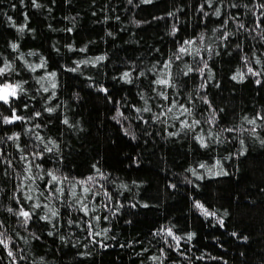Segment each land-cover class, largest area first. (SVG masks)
I'll return each instance as SVG.
<instances>
[{
  "label": "rangeland",
  "instance_id": "374dc122",
  "mask_svg": "<svg viewBox=\"0 0 264 264\" xmlns=\"http://www.w3.org/2000/svg\"><path fill=\"white\" fill-rule=\"evenodd\" d=\"M97 1L0 0V135L9 140L20 175L13 206L44 232L28 239L0 212V250L12 244L22 253L0 251V264H51L55 245L60 257L91 250L103 264L119 255L128 264H223L219 244L231 191L220 185L223 199H217L209 186L234 173L246 178L248 156L264 174V0H137L142 26L149 19L157 24V48L131 52L136 58L126 49L125 60L109 56L107 46L118 30L126 42L137 29L118 0ZM107 9L115 11L107 15ZM88 28L94 38L84 33ZM254 33L259 40L251 39ZM229 84L238 102L258 90L259 105L236 109ZM131 127L144 137L148 155L143 183L141 169L133 170L138 145L125 136ZM109 133L116 147L108 145ZM95 137L105 142L93 153L103 156L107 171L88 149ZM157 142L175 158L181 179L172 197L166 193L164 208V197L151 194L168 192L167 177L155 170ZM193 200L203 204L206 216L195 207L207 221ZM124 241L128 250H118Z\"/></svg>",
  "mask_w": 264,
  "mask_h": 264
},
{
  "label": "trees",
  "instance_id": "16d2710c",
  "mask_svg": "<svg viewBox=\"0 0 264 264\" xmlns=\"http://www.w3.org/2000/svg\"><path fill=\"white\" fill-rule=\"evenodd\" d=\"M94 3L98 5L97 0H93ZM123 7V11L125 14H127L129 24L137 29V31L133 30L131 32H127L126 29L125 33H128L129 36H131L129 41H122L119 39L121 35L120 30H118V34L120 35L116 38L115 40L112 39V41H116L114 45L112 46H107V51L112 54H109L112 58H116V56H119V58H122L121 60H125L127 57L129 58H136L137 55H131V52L135 51L138 52L140 51V54H145V50H149L151 53L152 49L156 46L153 45V36H154V27L157 25L155 22L149 23L151 20H146L149 21L148 23L144 24L142 26L143 21L140 19L138 15V7H140V4L138 3L137 0H118ZM257 1V0H255ZM255 4V9L257 11V4ZM109 8H114L112 5H108ZM83 8V7H82ZM80 8V9H82ZM67 11V8L64 7L63 13ZM114 9H107V15L113 14ZM170 17H165L162 16L161 19H163V22H166L169 20V18H173L175 15V12L169 13ZM52 15V14H51ZM53 18V17H52ZM136 18L138 21H136ZM145 21V20H144ZM132 22V23H131ZM141 22V24H140ZM73 23L75 26H77L79 23H82L81 19H78L77 17L75 20H73ZM168 23V22H167ZM167 23L166 25H163L162 31L163 34L161 33V37L166 40L164 33L167 31ZM139 25V26H138ZM142 26V27H141ZM140 27V28H139ZM130 29V28H129ZM151 29V30H150ZM90 29L84 31V33L92 35L91 37L94 38V34L89 31ZM89 31V33H88ZM117 32V31H116ZM136 33V34H135ZM138 34V35H137ZM42 35V34H41ZM255 35V33H254ZM251 34V39H258L259 36H254ZM88 37V36H87ZM169 37V36H168ZM258 37V38H257ZM70 38H73V36ZM86 38V37H85ZM175 40V37H172V39L169 37L167 41ZM94 39L90 41V43H93ZM121 41V42H119ZM107 42H111V40H107ZM141 47V48H140ZM157 48V47H156ZM241 48V47H238ZM126 49L130 50V55L127 57H124L123 53ZM144 52V53H143ZM148 55H150L148 53ZM249 56V55H248ZM248 56L245 55V57L248 58ZM101 68V67H100ZM103 70V69H102ZM220 76V73L217 72ZM96 88V86L94 87ZM228 96L232 99L234 104H235L236 109L238 110H246L248 111L249 104H254V106L257 104L259 105L258 101V90L255 92L257 93L252 95V97L247 98V93L243 94V97L240 102H238L237 98H234L232 93L235 92V88L229 84L228 85ZM76 99L74 101H77L79 99V93H76L73 98ZM247 98V99H246ZM241 104V105H238ZM92 106H97V108H100V106L96 105V103ZM121 107L119 106L117 113L121 114ZM116 113V115H117ZM84 114V113H83ZM85 117V115H84ZM118 117V115H117ZM116 117V118H117ZM211 118L213 119V116L211 115ZM117 120V119H116ZM88 121V120H87ZM152 128V127H151ZM150 128V129H151ZM147 130L149 129V125H147ZM149 129V130H150ZM144 131L145 133H149L150 131ZM67 133V132H66ZM112 133V132H111ZM109 133L111 136L109 139L110 142H108V145L116 147L117 144H115V140L112 139V134ZM134 130L129 128V131L125 134L126 137H128L135 145H138V154L137 156H134L135 158L133 159L134 164L136 168H133V170L141 169L140 174H139V179L142 181H145L146 178L142 174L143 169L148 167V155H144V149L141 148V144L144 142V137L139 136L135 134ZM68 134V133H67ZM91 139L95 145L94 147H88L90 152L94 154L93 156H96V161L97 163L102 166V168L106 169V167L102 164L103 163V156L100 155L99 153H93L94 151L98 152L96 148H103L105 147V142H102L101 140L99 141L97 137L94 138H89ZM95 140V141H94ZM9 140L5 136L0 135V212L2 215L6 216L9 218L10 225L16 227L19 231L23 232L22 234L25 235L29 239L33 234L37 233L38 235H42L44 232L43 230H40L39 227L34 229L33 224L31 225L30 218L25 215H22L21 213L24 211L22 208H17V206H13V197H14V192H15V187L17 185V179L20 177L18 169L16 168V157L14 154V151L12 148L9 146ZM101 145V146H100ZM155 145V148L152 150V152L158 157L159 161L157 162L156 160V169L160 171L161 175L167 177V182H166V188L168 192H163L162 190L159 191H153L151 193L152 195L158 196L162 195L164 198L162 200V208H164L167 203L169 202V198L166 197L169 193L171 194V191L175 190L176 187L180 184L181 179L179 178V173L180 170L176 168L175 166V158L172 155H168L165 152V146L163 144H159L157 142ZM164 147V148H163ZM87 149V148H86ZM79 151L75 152V159L77 162H81L79 159ZM78 154V155H77ZM96 154V155H95ZM173 154V153H172ZM91 156V155H90ZM174 156L177 158V155L174 154ZM181 159V158H180ZM253 158L248 156L247 158L244 159V168L247 171L248 175L247 177H243L240 173H234L231 176H225L224 178L217 179V181L213 182L211 184L210 190L212 192V196L216 197L217 199H223L222 198V190L221 186H224L228 191L230 192V198H231V203L228 207V216L227 219L225 220V226L222 228L223 229V235H224V240L222 243L219 244V248L221 249L222 252V261L223 264H264V194H261L263 191V186H264V174L262 173L261 170H258V167H254L253 165ZM107 171V169H106ZM138 172V171H137ZM184 177V176H182ZM25 186L27 187L28 191L31 194H35L36 190L33 186V184L30 181H26ZM155 190V189H154ZM172 197V194L170 195ZM151 197V201L155 202L153 207L159 206L160 208V203H158L156 198ZM193 199V198H192ZM198 203V204H197ZM200 206V210L205 216L208 215V213L204 210L203 204L198 201V200H193V207L197 211V208L195 205ZM134 207L133 205L129 204V211L133 210ZM136 209V208H135ZM171 209L176 210L179 212L180 208H175L172 207ZM138 210V209H137ZM25 212V211H24ZM198 212V211H197ZM199 213V212H198ZM202 213H199V217L202 219H205L207 221L208 217H205L202 215ZM212 213V212H211ZM148 214H144L143 219L145 225H149L146 223H150L146 218L150 217L149 220L154 221L155 217L152 216L150 213L149 216ZM147 216V217H146ZM135 215H130L129 219L132 220ZM216 222L219 223V219L215 216L213 218ZM131 222H129L127 225L128 227H131ZM66 228H67V223H65ZM8 229L4 230V233H10L11 228L7 224L5 225ZM66 228L64 229L63 236H67L68 238L69 233L66 231ZM66 231V232H65ZM122 244V247L118 246V250L120 251H127L129 244L127 242L120 243ZM2 245V244H1ZM5 247L7 246L6 244L4 245ZM2 245V250L6 253V255H9L10 257L12 256V253H19L22 254L19 248H13L14 245L11 244V248L9 245V248L6 249ZM54 248H51V251L54 252V258L53 262L51 264H103L101 260H103V257L96 258L90 255V252H87L86 250H78L79 253L73 254L69 258H63L59 256V248L58 245L53 246ZM13 248V250H12ZM4 249V250H3ZM117 249V248H116ZM24 250L28 252V254H31L30 250L27 248V246H24ZM101 251V250H100ZM102 252V251H101ZM44 253V252H43ZM5 257V256H4ZM121 256L119 255L116 261L110 263V264H128V262H125ZM105 263V262H104ZM32 264H42V262L37 259V260H32ZM108 264V263H106Z\"/></svg>",
  "mask_w": 264,
  "mask_h": 264
}]
</instances>
